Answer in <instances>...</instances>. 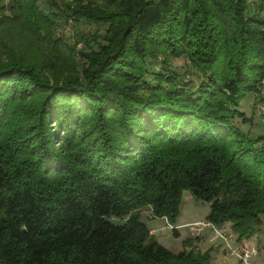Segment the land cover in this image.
<instances>
[{
	"label": "trees",
	"instance_id": "obj_1",
	"mask_svg": "<svg viewBox=\"0 0 264 264\" xmlns=\"http://www.w3.org/2000/svg\"><path fill=\"white\" fill-rule=\"evenodd\" d=\"M46 1L0 0V264H215L142 219L173 225L185 192L237 240L259 233L264 143L240 106L264 79V0ZM57 10L103 42L77 51Z\"/></svg>",
	"mask_w": 264,
	"mask_h": 264
},
{
	"label": "rangeland",
	"instance_id": "obj_2",
	"mask_svg": "<svg viewBox=\"0 0 264 264\" xmlns=\"http://www.w3.org/2000/svg\"><path fill=\"white\" fill-rule=\"evenodd\" d=\"M11 0H5V3L9 4ZM259 0H248V9L255 10L257 9ZM39 5L45 11H56L55 8L50 7L46 0H39ZM57 25H56V34L58 36H63L67 38L70 43L76 44V49L78 50H89L96 48L98 43H102V35L106 29V25H100L95 23H88L85 20L74 21L71 18H66L59 10H57ZM14 32L13 31H10ZM92 36L95 37L93 40ZM16 37V36H15ZM14 37V38H15ZM92 38V39H91ZM87 40V43L84 41ZM78 62H81L83 59L80 55L76 56ZM161 57L157 58H148L147 67L151 71H156L160 67H164L161 62ZM170 69H175L181 73L185 80L197 82L199 80L198 75L188 66V61L185 57L171 58L170 64L168 66ZM147 79H152V74H147ZM264 79L262 84L259 87L257 93H250L242 101L240 109L243 111L244 116L249 119L247 123L241 124V128L245 133L252 137L258 138L261 137L259 143H264ZM210 206L207 202L203 200H198L185 192L183 199L181 201L179 214L176 220L173 222V227L179 223H184L192 220H205L206 215L208 214ZM142 219L147 223L151 228H156L154 233V238L163 246L168 248L173 252H177L183 248V242L192 237L191 230L188 226H176L179 227L178 235L175 236L171 227L168 226L165 220H153L151 217L153 214L150 208L141 209ZM115 222H120L122 220L112 218ZM150 220V221H149ZM178 231V230H177ZM204 241L200 242L199 240L203 238L202 234L198 237H195L193 247L198 248L201 251L207 250L211 244L221 243V239L217 237L214 232L211 230H205ZM202 235V236H201ZM251 238V237H250ZM195 240L198 241L195 243ZM248 243L256 248V253L252 257V264H264V218L261 231L254 236L252 239H249ZM222 249V245L219 244L217 247H212L213 250L220 253L219 247ZM223 254V250H221ZM214 261L217 264H227L231 261H224L222 255L213 254ZM221 259V260H220ZM233 262L235 260L233 259Z\"/></svg>",
	"mask_w": 264,
	"mask_h": 264
},
{
	"label": "built area",
	"instance_id": "obj_3",
	"mask_svg": "<svg viewBox=\"0 0 264 264\" xmlns=\"http://www.w3.org/2000/svg\"><path fill=\"white\" fill-rule=\"evenodd\" d=\"M169 227L166 218H164ZM191 230L192 235L197 236L202 231L211 230L221 239V245L225 256L235 260L236 264H252V257L256 248L248 243L246 238L237 240L236 234L232 231L229 223L215 224L208 220H200L185 224Z\"/></svg>",
	"mask_w": 264,
	"mask_h": 264
},
{
	"label": "crops",
	"instance_id": "obj_4",
	"mask_svg": "<svg viewBox=\"0 0 264 264\" xmlns=\"http://www.w3.org/2000/svg\"><path fill=\"white\" fill-rule=\"evenodd\" d=\"M151 221H153V220H165L164 218H158V217H151V219H150ZM149 220V221H150ZM195 221H200V220H192V221H187V222H184V223H179V224H177V225H175L174 227L178 230V232H179V227L177 228L176 226H183V225H185V224H187V223H190V222H195ZM149 227V226H148ZM149 229H150V232L154 235V233H155V230H156V228H151V227H149ZM208 231V230H207ZM203 232L204 231H202L200 234H202L201 236L203 237V238H201L199 241L200 242H203L205 239V237H204V234H203ZM199 234V235H200ZM199 235H197V236H194V235H192L193 236V238H195V237H198ZM249 239H252V237L251 238H248L247 240L249 241ZM198 241H196L195 240V243H197ZM219 244H221V243H219ZM218 243H215V244H211V246L208 248L209 250H210V254H211V256H212V260H213V262L215 263V264H217L216 263V261H214V258H213V254H215V255H222V257L224 258L223 260L224 261H227V260H229V261H231V263H227V264H236L235 262H233V259L232 258H229V257H227V256H225V254H224V252H223V254H221V250H223V248L221 249V247L220 246H218L219 247V249H220V253H218L217 251H215V250H213V248L212 247H217V245H219ZM198 249V248H197ZM221 260V259H220Z\"/></svg>",
	"mask_w": 264,
	"mask_h": 264
}]
</instances>
